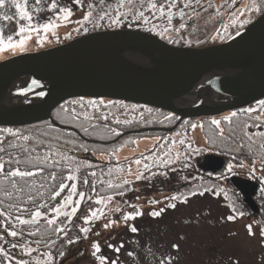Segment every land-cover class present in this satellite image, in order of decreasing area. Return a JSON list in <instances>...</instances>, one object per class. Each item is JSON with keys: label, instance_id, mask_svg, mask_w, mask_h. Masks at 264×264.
<instances>
[{"label": "rangeland", "instance_id": "1", "mask_svg": "<svg viewBox=\"0 0 264 264\" xmlns=\"http://www.w3.org/2000/svg\"><path fill=\"white\" fill-rule=\"evenodd\" d=\"M74 1L41 0L37 4L36 0H28V10L32 17L30 22L20 20L15 9L10 6L0 9V14L12 17L11 20L0 19V38L5 40V44L8 36H12L13 43H18L21 39L24 41L22 46L0 50V61L51 48L91 32L109 29H144L155 36L159 35L158 38L163 37L172 46L191 48L217 45L214 43H223L231 37L227 35L230 21L221 30L218 29L221 26V13L225 10L220 6L223 0H199V3L197 0H186L194 2V7H188L183 27L177 26L172 34L171 30L165 31V25L162 27L164 23L170 24L168 15L165 13L161 17L159 7L150 8L155 0L152 4L150 0H146V3H143L145 0H126V3L120 5L126 7L118 9L114 18L87 26L84 20L86 8L82 5L78 8L71 7ZM53 2L57 4V9L50 7ZM60 8L71 10L68 20L63 19L67 13H60ZM247 13L249 14L241 12L234 15L230 27L238 29V32L241 27L247 26L248 22L245 20L250 17L251 12ZM57 17L61 19L57 20ZM145 18L147 23L144 22ZM116 19L118 23L114 24L112 21ZM29 23L35 29L47 23L55 24L56 27L47 33L32 31L18 36L19 28L27 27ZM132 25L139 29L131 28ZM96 104L98 102H93L91 106ZM99 104L110 102L101 101ZM115 105L108 106L107 113L113 114L116 122L120 123H126L134 116H145L147 112L136 106ZM249 108L257 111L248 113L245 110ZM244 114L245 116L231 119L232 113L229 112L224 114V117L229 118L227 120L214 117L210 122H185L172 133L168 143L185 142L189 139L202 155L194 169L213 175V181L200 185L203 188L199 190L191 193L179 190L180 184L176 180H181L182 183L186 181L184 168L180 174H177L175 168L163 171L156 168L157 162L163 161V153H154L146 161L142 158L130 160V167L125 172H122L121 167L116 169V173L120 174L112 178L114 181L110 184L122 186L123 189L101 200V207L93 210H99V218H91L86 223V228L90 231L82 240L68 248L56 264H100L91 254L94 251L92 243L100 246L101 251L97 255L107 257L105 264H111L112 261H117L118 264H264V105L257 102L245 108ZM161 116L160 113L154 118L159 120ZM212 120L220 121L219 126L212 124ZM193 125L196 127L193 128ZM223 126L230 132L228 137L223 135ZM215 130L217 135L213 134ZM161 137L158 138L153 133L139 138H127L124 145L128 146L117 147L114 149L115 153L113 150L109 151L114 153L110 157H101L106 161L111 158L123 161L150 150ZM78 152L91 153L97 157L96 152L87 150L86 146ZM165 155L166 160H169L167 152ZM42 157L54 162L70 160L62 154L51 152L44 153ZM229 164L233 166L231 172L228 171ZM173 197L176 199H172ZM223 203L230 204L231 208L223 206ZM160 209H163L161 215L150 214ZM137 212L141 214L137 216ZM129 214L134 218L124 220L123 216ZM230 215L234 219L229 220ZM109 221L115 223L112 227L105 228L104 225ZM248 225L252 226V235H249ZM132 227L137 231L132 232ZM110 244L122 247L116 252L108 247ZM174 245L177 247H173ZM6 253V264H51L50 258L36 249H32L29 254L27 249L12 247Z\"/></svg>", "mask_w": 264, "mask_h": 264}, {"label": "water", "instance_id": "2", "mask_svg": "<svg viewBox=\"0 0 264 264\" xmlns=\"http://www.w3.org/2000/svg\"><path fill=\"white\" fill-rule=\"evenodd\" d=\"M33 80L39 87L21 94ZM73 98L118 100L177 117L171 128L146 132L169 133L184 120L244 109L264 99V12L223 43L202 48L109 29L0 61L1 128L43 121L61 127L51 114ZM70 155L95 161L90 154Z\"/></svg>", "mask_w": 264, "mask_h": 264}, {"label": "trees", "instance_id": "3", "mask_svg": "<svg viewBox=\"0 0 264 264\" xmlns=\"http://www.w3.org/2000/svg\"><path fill=\"white\" fill-rule=\"evenodd\" d=\"M150 1L152 4L153 0ZM154 2L159 8L163 3L164 12L167 15L171 14L170 24H162V27L165 25L171 30L170 34L182 24L186 13L189 12L188 7L192 9L194 7V2L186 0H155ZM124 3L126 0H75L74 6H70L78 8L82 5L86 8L85 15L88 16V19L84 20L87 26V24L92 25L98 21H100L99 23L106 22L108 19L114 18L118 9L126 7L120 6ZM143 3H146V0ZM131 28L139 29L135 25H132ZM159 38L168 42L163 37ZM169 43L171 44V42ZM101 101L105 100L73 98L64 101L51 114L53 121L61 127L54 126L48 121L22 127H0V164H3V168L0 169V214H2L0 215V237H2L0 238V249H3L0 252V264H6V251L12 248L11 245L14 243L21 249H36L48 256L51 264H56L68 248L86 236V233L81 232L80 229L86 228L85 219L89 217L90 213L101 207L102 203L97 204L96 201L123 189L122 186H115L110 183L114 181L112 178L118 177L120 174V172L116 173V169L121 167L122 172H125L130 167L128 165L130 160L142 158L146 161L154 153L158 155L163 153L162 160L165 163L158 161L156 164V168L160 171L175 168L177 174H180L181 169L184 168L186 181L182 183L181 180H176L180 184V191L191 193L203 188L200 185L213 181V175L210 172L200 171L198 168L194 169L202 155L193 147L189 139L183 143L181 141L168 143V140L183 123L194 120L210 122L214 117L184 120L173 131L161 132V140L154 148L127 160L117 162L111 158L109 162H90L70 155L71 153L83 154L78 151L83 150L85 146L87 150H92L97 155H110L109 151H114L117 147L128 146L124 145V140L127 138H139L154 133L142 131L143 129L171 127L177 120L176 116L153 107L116 100H106L110 104L103 105L99 104ZM93 102H98V104L92 107ZM116 103L124 106H136L147 112L145 116H134L126 123L116 122L114 115L107 113L109 112L107 107L116 106ZM160 113L162 114L161 119H155L154 116L160 115ZM230 113H236V116H230L231 119L245 116L244 109ZM167 117L171 118L166 119ZM218 118H225L224 114ZM223 129L225 130L224 137H228L229 130H226L225 126ZM132 131L139 132L121 136L125 132ZM213 134L217 135V130ZM175 144L176 146H174ZM210 148L212 147L210 146ZM46 152L59 153L70 160L68 162H54L49 158L44 159L42 156ZM166 152L169 160H166ZM13 170L31 171L34 175L23 179L7 175ZM50 174H57L59 179L53 181ZM69 175L73 176L74 179L71 181L64 179ZM85 178L88 180L87 185L84 184ZM61 182L68 187L56 200H51L52 193L59 191V183ZM73 183L77 185L75 194L71 196V202L65 206L63 200L69 196V189ZM53 184L56 185L54 189L51 187ZM80 192L85 194L84 197L79 196ZM77 200L80 201L79 205L75 203ZM44 203L48 204V208L39 209L43 215L35 223L19 224L16 217L31 220L32 213L37 211V204ZM57 206H59L60 212L58 217L56 213L50 211L51 208ZM73 207L77 208L76 213H72ZM64 212H68L69 216H64ZM54 217H56L54 225H49L47 219ZM61 227L64 228V231L57 233L54 230ZM12 230L18 232L17 237H11L7 234ZM29 233H34V235H29ZM29 264L34 263L30 262Z\"/></svg>", "mask_w": 264, "mask_h": 264}, {"label": "snow or ice", "instance_id": "4", "mask_svg": "<svg viewBox=\"0 0 264 264\" xmlns=\"http://www.w3.org/2000/svg\"><path fill=\"white\" fill-rule=\"evenodd\" d=\"M40 2H41V0H36V3H37V4H39ZM197 2L199 3V0H197ZM6 6H10V7L14 8V9H15V12H16V15L20 18V20L29 21V22L31 21L32 17H31V14H30L29 10H28V0H0V9H4ZM186 6H187V5H186ZM50 7H51L52 9H56V8H57V4H56L55 2H53V3L50 5ZM150 8L155 9V8H156V5H155V4H152V5H150ZM37 10L39 11V9H37ZM59 11H60V13H62V14H63V13H67V15L63 16V19H64V20H68V19L71 17V10H68V9H65V8H60ZM141 15L143 16V14H141ZM160 15H161V17H163V16L165 15V12H164V6H161V8H160ZM181 15H183V12H181ZM0 19L11 20L12 17H11V16H8V15H6V14H0ZM59 19H61V17H57V20H59ZM84 19L87 20V19H88V16L85 15ZM101 19H103V17H101ZM167 19H168L169 22H171V19H172L171 14L168 15ZM112 22H113L114 24H115V23H118V19L113 20ZM144 22H145V23L148 22V21H147V18L144 19ZM77 23H79V22H77ZM55 27H56L55 24L47 23V24L42 25L41 28H39V29H35V28H33V27L31 26V24L29 23V25H28L27 27H25V26H21V27L19 28V32L17 33V35H18V36H21L22 34H25V33H29V34H30L32 31H36L37 33L43 31L44 33H47L49 30H52V29H54ZM180 27L182 28V27H183V24L180 25ZM168 30H169V29L166 27V28H165V31H168ZM158 34H159V33H158ZM23 42H24L23 39H21L18 43H13V38H12V36H8V37H7V44H5V40H4L3 38H0V50H3V48H5V47H7V48H12V47L22 46V45H23ZM39 42H40V41L38 40L37 43H39ZM38 87H39V82L33 80V81H31V83H30L25 89H23V91H22L21 94H26L29 90L36 89V88H38ZM39 95H40V96H43L44 93H43L42 91H40V92H39ZM259 103H260L261 105H264V101H260ZM245 111L248 112V113H251V112H254V111H257V110H256V109L249 108V109H246ZM232 116H236V113H232ZM170 118H171V117H167L166 119H170ZM224 119L227 120V119H229V118H228V117H225ZM212 124L219 126L220 121H218V120H212ZM257 126H259V125L257 124ZM192 127L195 128L196 125H193ZM85 131H87V130L85 129ZM117 135H119V133H117ZM25 139H27V137H25ZM181 143H183V141H181ZM137 163H139V161H137ZM232 167H233V166H232L231 164L228 165V171H229V172H231ZM2 168H3V164H0V169H2ZM7 175H10V176L13 177V178H15V177H20L21 179H23V178H25V177L33 176L34 173L31 172V171L13 170V171L7 173ZM50 176H51V179H52L53 181H56V180L59 179V177H58L57 174H50ZM64 179H66V180H68V181H71V180L74 179V177L71 176V175H69V176L65 177ZM137 179H139V176L137 177ZM125 183H127V181H125ZM84 184H85V185L88 184V180H87V178L84 179ZM51 187L54 189V188L56 187V185L53 184ZM67 187H68V186H67L65 183H63V182L59 183V191H54V192L52 193L50 199H51V200H56V198L59 197V196L61 195V193L64 192L65 189H66ZM76 188H77V185H76L75 183L71 184V188L69 189V196H68V197H65L64 200H63V204H64L65 206H66L68 203L71 202V196H72L73 194H75V190H76ZM37 191H38V190H37ZM41 195H42V194H41ZM84 195H85V194H84L83 192H80V193H79V196H80V197H84ZM172 199H176V197H173ZM102 202H103V201H101V200H97V201H96L97 204H100V203H102ZM34 203H35V201H34ZM75 203H76V205H79V204H80V201L77 200V201H75ZM169 206H170V207H174V205H169ZM41 208H48V204H47V203H44V204H37V211H35L34 213H32V218H31V220H25V219L20 218L19 216L16 217V219L18 220V222H19L20 225H26V224H29V223H35L36 220H37L38 218H40V217L43 215L42 212L39 210V209H41ZM50 211L56 213V216H57V217L60 215V212H59V206H57V207H55V208H51ZM71 211H72V213H76V212H77V208H76V207H73V208L71 209ZM98 211H99V210H97V211H93V212L91 213V216H90V217H87V218L85 219V223H88V220L91 219V218H97V219H98V218H99L98 215H97V212H98ZM116 211H117V212H120V209H117ZM162 212H163V209H160L159 211H155V212H152V213H150V214L153 215V216H159V215H161ZM140 214H141V213H139V212L136 213L137 216H139ZM241 214H242V213H241ZM0 215H2V214H0ZM63 215L66 216V217H68V216H69V213H68V212H64ZM133 218H134V217H132L130 214H129V215H124V216H123V219L126 220V221H127V220H130V219H133ZM55 219H56V217H54V218H52V219H47V223H48L49 225H54V223H55ZM69 219H71V217H69ZM228 219H229V220H232V219H234V217L230 215V216L228 217ZM114 223H115L114 221H109L107 224L104 225V227H105V228L112 227ZM247 228H248V231H249V235H252V234H253V233H252V226H251V225H248ZM54 230H55L57 233H59V232L64 231V228H62V227H61V228H55ZM80 231L83 232V233H88V232L90 231V229H88V228H81ZM131 231H132V232H136L137 229H136L135 227H132V228H131ZM7 234H8L9 236H11V237H17V236H18V232H17L16 230L9 231ZM29 235H34V233H29ZM97 235H99V233H97ZM262 235H264V230H262ZM0 238H2V237H0ZM36 242L39 243V241H36ZM11 246H12L13 248H16L18 245L14 243V244H12ZM91 247L94 249V251L91 253L92 256H93L96 260L100 261V264H105V261L107 260V257H104V256H102V255H97V254L100 253V251H101L100 246H99L98 244H96V243H92ZM108 247H109V248H113L116 252H119V251H120V248L122 247V245H121L120 247H116V246L110 244V245H108ZM173 247H177V246L174 245ZM2 251H3V249H0V252H2ZM31 251H32L31 248H28V249H27V252H28L29 254L31 253ZM9 259H10V258H9ZM22 264H23V262H22ZM111 264H118V262H117V261H112Z\"/></svg>", "mask_w": 264, "mask_h": 264}, {"label": "flooded vegetation", "instance_id": "5", "mask_svg": "<svg viewBox=\"0 0 264 264\" xmlns=\"http://www.w3.org/2000/svg\"><path fill=\"white\" fill-rule=\"evenodd\" d=\"M220 6L224 7L225 10L222 11V13H221V14H223L221 16L222 17L221 18V23H220L221 26L218 29L221 30L222 26L227 21L228 22L230 21L229 26H228V30L229 31L227 33V35H229V36H232V34L238 30V29L234 30L235 28L230 27L231 23L233 24L234 17H235L234 15H239L241 12H244V13H246L248 15L249 13H247V12H251V14L249 15L250 17H248L245 20V22H248V24H249V23L254 21L258 16H260L264 12V0H223L222 3L220 4ZM245 26H243V27H245ZM243 27H241V29ZM214 44H218V43H214ZM160 135L161 134L159 133L158 136H160ZM103 155L106 156V157L109 156V155H105V154H103ZM112 155H113V153H112ZM223 206L231 208V205L228 204V203H223Z\"/></svg>", "mask_w": 264, "mask_h": 264}]
</instances>
